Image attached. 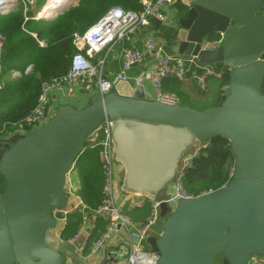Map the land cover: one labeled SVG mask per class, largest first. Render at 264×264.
<instances>
[{"label":"water","instance_id":"obj_1","mask_svg":"<svg viewBox=\"0 0 264 264\" xmlns=\"http://www.w3.org/2000/svg\"><path fill=\"white\" fill-rule=\"evenodd\" d=\"M69 7L70 2L59 5L46 19ZM212 34L220 37L219 44L203 48ZM170 50L201 65L228 67L218 105L202 110L167 105L154 100L148 80L143 78L138 86L119 81L102 98L92 94L78 109L60 105L41 127L0 140L7 148L0 155V264H65L66 259L76 264L74 245L56 233L55 213L66 204V174L91 133L106 121L116 123L112 131L117 143L126 134L123 126L137 125L185 131L200 144L216 137L229 144L233 167L228 182L183 198L173 209L164 201L175 179L171 173L180 160L177 152L163 160L164 171L160 163L153 168L150 180L167 182L157 194V187L135 192L124 187L150 204L159 203L161 231L145 239L155 264H215L217 258L218 264H254L255 258L264 257V0H190L172 29ZM149 138L152 135L145 141ZM181 138L180 146L186 147L187 139ZM113 143L122 185L128 173L131 179L145 180L144 172L138 178L134 165L118 161V145ZM168 143L160 147L162 157L167 156ZM126 253L120 246L100 264H114Z\"/></svg>","mask_w":264,"mask_h":264},{"label":"built area","instance_id":"obj_2","mask_svg":"<svg viewBox=\"0 0 264 264\" xmlns=\"http://www.w3.org/2000/svg\"><path fill=\"white\" fill-rule=\"evenodd\" d=\"M0 1H3L0 3V13L21 6L23 22L46 20L51 15L40 16L44 6L36 11L35 0ZM48 1L46 0V2ZM139 4L140 10L138 11L112 7L84 32L74 33L71 43L75 52L70 59L67 72L43 82L35 106L21 120L4 123L0 127V134L6 137L13 134L22 136L44 125L55 111L50 99L51 93L54 91L65 89L66 93L70 95L80 91L83 94H97L102 98L110 93L119 81H127L132 86H138L144 78L148 80L153 89L155 101L167 105H179L176 95L164 91L163 81L167 77L173 76L179 82H183L189 74L201 90L205 89L208 80L220 78V74L215 72L213 67L199 64L194 57L178 56L168 53L165 49L162 29H173L176 9H179L178 6L189 8V0H139ZM151 23L157 24L158 28L150 29L143 34L142 30L148 28ZM33 37L35 38V36ZM4 42L5 38L0 33V88L9 79L20 75L17 71L11 72L9 77L3 73L1 60ZM36 42L39 47H45L44 42L38 40ZM218 44L219 42L208 43L207 41L202 47ZM114 46H121V66L118 73L107 78L106 55H102V53L110 51ZM141 65L146 67L141 75L134 78L128 75V71L132 67ZM30 69V66L27 67L25 72ZM112 128L113 124L106 121L89 136L90 142L97 141L96 159L102 178L100 205L95 209H89L74 193L70 177L75 166L74 163L66 174L63 187L66 204L64 209L55 213L56 220L63 225L67 214L78 212L81 215V222L74 237L67 240L75 247L76 264H79L86 255L102 253L110 236L121 229L125 230L128 235L125 247L127 253L114 264H155V258L147 251L145 239L149 236L150 229L158 223L159 203H151L148 216L143 221L136 223L132 222L117 205V162ZM192 156L191 154L183 160L179 169L176 170L171 190L169 188L168 196L164 201L171 209L181 199L191 197L185 193L181 179L183 170L189 165ZM133 196L145 199L139 193ZM140 202L139 200L134 203L140 204ZM101 220H105L107 223L103 232L100 233L98 224ZM65 261V264H71L69 260Z\"/></svg>","mask_w":264,"mask_h":264},{"label":"trees","instance_id":"obj_3","mask_svg":"<svg viewBox=\"0 0 264 264\" xmlns=\"http://www.w3.org/2000/svg\"><path fill=\"white\" fill-rule=\"evenodd\" d=\"M112 7L140 10L139 0H79L76 7H69L46 20L23 22L21 6L0 13V33L5 38L1 60L3 73H20L19 77L9 80L0 88V127L26 116L37 102L41 84L67 72L75 52L71 43L72 35L84 32ZM178 8L182 12L186 11L181 6ZM152 28L157 29L158 25L151 23L142 33L145 34ZM164 39L166 51L172 53L171 30L166 31ZM219 39L218 35L212 34L207 41L214 43ZM36 40L44 42L45 47H39ZM29 66L31 69L25 72ZM213 69L220 74L219 86L225 87L229 79L228 67L216 64ZM179 84L176 78L169 76L163 81L164 91L176 93ZM179 105L187 104L182 102ZM200 145L192 152L193 156L189 165L184 168L181 179L185 193L193 197L223 186L228 182L233 167V158L225 139L216 137ZM96 150L97 141L87 142L70 174L74 193L89 209L99 206L102 199V178ZM3 191L4 182L0 177V195ZM80 222V213L67 214L64 224L58 227L59 239L67 241L73 238ZM106 223L105 220L99 222L100 233Z\"/></svg>","mask_w":264,"mask_h":264},{"label":"crops","instance_id":"obj_4","mask_svg":"<svg viewBox=\"0 0 264 264\" xmlns=\"http://www.w3.org/2000/svg\"><path fill=\"white\" fill-rule=\"evenodd\" d=\"M36 4V11L40 9L46 2V0H35ZM14 8V7H13ZM10 10V9H9ZM187 10V8H186ZM177 11L179 12V9H176V14ZM33 13V12H32ZM185 11H181L179 17H176V14L174 15V21L176 22L183 14ZM176 17V18H175ZM153 29V28H152ZM156 30V29H154ZM168 29L164 28L162 29V34L165 35L166 31ZM161 31V28H160ZM172 31V29H171ZM208 47L211 45H207ZM106 55V65H105V72H106V77L111 78L113 74L118 73L120 66H121V46H114L110 51H105L102 53V55ZM101 55V56H102ZM146 67L144 65L141 66H136L132 67L128 71V75L131 76L132 78L137 77L141 75L143 70H145ZM15 72V71H11ZM9 72L8 74H5L6 76L9 77ZM20 76V75H19ZM16 76V77H19ZM13 77L12 79H14ZM11 80V79H9ZM8 80V81H9ZM219 79H210L206 83V87L204 90L199 89L197 86L198 84L196 81L191 79L190 75H188L185 79V81L180 82V84L177 87V92L176 93H171L177 96L179 100V104L182 101H186L185 103L188 106H191L190 103L198 100L201 103H206V105H203V109L211 106H216L220 103L222 99V90L224 87H220L218 83ZM6 81V82H8ZM5 82V83H6ZM4 86V84H3ZM2 86V87H3ZM168 88V87H167ZM198 88V91H197ZM196 90V92H195ZM168 93V92H167ZM91 95L89 94H83L80 91H76L75 94L70 95L66 93L65 89H62L60 91H54L51 93V105L53 109L56 110V108L60 105H71L74 106L75 108H80L83 104H85ZM188 102V103H187ZM202 110V109H201ZM5 136H2V139ZM1 140V137H0ZM190 156V155H189ZM180 161V160H179ZM179 161L177 164H179ZM121 166L119 163H117V184H116V203L121 209V211L132 221V222H141L143 221L149 214V208H150V200L149 199H138L134 197V194H131L129 191L124 189V186L122 183L118 180V174L121 170ZM171 190V185L169 186ZM141 201L140 204H135L134 202L136 201ZM134 203V204H133ZM57 235L59 236V231L60 229H56ZM161 231V224L157 223L155 224L149 231V236L156 237ZM128 242V235L127 232L123 229L119 230L117 233L113 234L110 236V238L106 242V248L105 250L101 253H98L96 255H86L82 260H80L79 264H100L102 260L107 256V254L115 251H111L112 248L115 246H124L126 247V244ZM254 264H264V257L261 258H255L253 261Z\"/></svg>","mask_w":264,"mask_h":264},{"label":"rangeland","instance_id":"obj_5","mask_svg":"<svg viewBox=\"0 0 264 264\" xmlns=\"http://www.w3.org/2000/svg\"><path fill=\"white\" fill-rule=\"evenodd\" d=\"M74 1V2H73ZM79 0H69L71 7H76L78 5ZM190 1V0H189ZM181 10L179 12L177 11L176 17L178 18L180 15ZM175 17V18H176ZM173 22V21H172ZM176 23V22H175ZM171 41V39H170ZM198 87V86H197ZM199 88V87H198ZM197 88V91H198ZM200 91V90H199ZM198 91V92H199ZM196 92V90H195ZM185 103L184 101L181 100L180 103ZM188 103V102H187ZM206 103H201L198 100H195L190 103L191 107L201 110L203 109V105H206ZM115 124H113L115 128ZM130 125V123H128ZM126 129V134H123L121 136V141L120 143H117V137L115 136V131H113V139L114 142L117 143L118 149H117V154L120 160L124 164H127L131 167V164L134 165V170L133 173L138 177L141 172H144L146 179H140L138 180L135 178V176L131 179L129 176V173L126 176V182L124 183V187H126L129 191L135 192L138 191L142 188L145 189H151L152 187H157L158 190L155 191V194L159 190L164 189L166 187L167 182H159L158 180H150L153 176V168L156 167L158 163L162 164V170L164 171V168L166 167V164L163 163V160L165 161L169 156H171L172 152H177L176 156L180 157L179 164H177L176 169H179V165L182 164L183 160H185L189 155L192 154V152H195L198 147H200V143H196L193 140H191V137L189 134L185 131H171L167 132L163 129H161L158 126H149L151 129H142L140 127H137V125H130L128 126H123ZM167 128V127H163ZM170 130V128L168 129ZM174 130V129H173ZM149 132L151 134H149ZM131 135L133 136L134 139L131 140L130 143V137ZM148 135H152V138H149L148 141H145L146 137ZM185 136L187 139V145L182 143L180 146L179 140L182 139L181 137ZM2 139V137H1ZM127 139H129V142L127 143ZM169 139L168 143V149H167V156L162 157L161 155V145L163 144L164 141ZM145 141V142H144ZM128 148V150H127ZM7 148L3 145H0V155L5 151ZM116 151V148H115ZM171 152V153H170ZM169 154V155H168ZM136 158H138L140 161H138ZM120 162V163H121ZM130 162V164H128ZM122 164V163H121ZM121 166V165H120ZM122 168V167H121ZM177 169V170H178ZM151 170L152 172H150ZM175 170V168H174ZM173 172L171 173L172 176L175 175ZM158 172V170H157ZM176 172V170H175ZM61 225L59 221L56 223V229ZM55 229V230H56ZM57 233V231H56ZM118 247L112 248L111 251H117ZM218 258L215 261V264H218ZM66 263V262H65Z\"/></svg>","mask_w":264,"mask_h":264},{"label":"bare ground","instance_id":"obj_6","mask_svg":"<svg viewBox=\"0 0 264 264\" xmlns=\"http://www.w3.org/2000/svg\"><path fill=\"white\" fill-rule=\"evenodd\" d=\"M69 1V0H49L48 2H46L43 6V10L40 13V16L44 15V16H48L50 14L53 13V11L61 4H63L64 2ZM3 1H0V3H2ZM74 2V1H73ZM55 112V111H54Z\"/></svg>","mask_w":264,"mask_h":264},{"label":"flooded vegetation","instance_id":"obj_7","mask_svg":"<svg viewBox=\"0 0 264 264\" xmlns=\"http://www.w3.org/2000/svg\"><path fill=\"white\" fill-rule=\"evenodd\" d=\"M218 42H220V39H219V41ZM209 43V42H208ZM214 43H217V42H214Z\"/></svg>","mask_w":264,"mask_h":264}]
</instances>
